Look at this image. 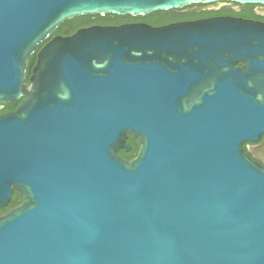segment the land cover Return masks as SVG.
Wrapping results in <instances>:
<instances>
[{
    "label": "water",
    "instance_id": "water-1",
    "mask_svg": "<svg viewBox=\"0 0 264 264\" xmlns=\"http://www.w3.org/2000/svg\"><path fill=\"white\" fill-rule=\"evenodd\" d=\"M218 1L264 4L0 0V103L21 100L0 115V209L25 196L0 264H264V165L244 148L264 136V22L93 25L37 51L75 17Z\"/></svg>",
    "mask_w": 264,
    "mask_h": 264
},
{
    "label": "flooded vegetation",
    "instance_id": "flooded-vegetation-1",
    "mask_svg": "<svg viewBox=\"0 0 264 264\" xmlns=\"http://www.w3.org/2000/svg\"><path fill=\"white\" fill-rule=\"evenodd\" d=\"M173 11L178 12V15L173 20L168 22H147L151 25H165L177 21H189V20H198L205 19L214 16H236L242 17L246 19H253L257 21L264 22V4H241L231 1H218L211 4H195L190 6H185L181 9H173ZM112 15V14H111ZM100 15H87L75 17L73 19L67 20L66 22L59 25V27L53 32V34L44 39V41L37 49V51L49 40H53L55 36H71L75 34L79 29L91 27L93 25H119L122 23H131V22H144V21H134V20H124L120 22L116 21H102L99 19ZM108 16V14L104 15V17ZM124 16V15H122ZM115 15H112L114 18ZM37 51L33 56H36L35 62L37 60ZM30 62V60H29ZM244 65V62H238L236 66L241 67ZM32 66V68H33ZM29 71V66H28ZM32 74V71H31ZM211 87V81H210ZM203 93V88L197 86L194 88L187 96L183 98V103L187 106H190L192 103L198 101ZM21 100H19L20 104ZM18 104V105H19ZM17 105V106H18ZM15 108H7L6 103H0V115L16 110ZM128 142L132 144V148H134V155L131 159L135 158L139 151V142L138 139L134 137L133 134L129 135ZM245 151L256 161L262 163L264 165V136L259 142L256 143H245L244 144ZM125 150V149H120ZM119 150V151H120ZM129 159V160H131ZM25 202V196L18 190H14L12 194V198L9 204L0 209V217L8 214L14 208L22 205Z\"/></svg>",
    "mask_w": 264,
    "mask_h": 264
},
{
    "label": "trees",
    "instance_id": "trees-1",
    "mask_svg": "<svg viewBox=\"0 0 264 264\" xmlns=\"http://www.w3.org/2000/svg\"><path fill=\"white\" fill-rule=\"evenodd\" d=\"M178 15V12L170 10V11H156L153 12L149 15L146 16H130V15H124V16H120V15H115L114 18H112L111 14H108V16L104 17V16H99V19L102 21H107L109 20L111 21H116V22H120V21H124L126 19L128 20H134V21H144V22H168L170 20H173L174 18H176ZM35 58L36 56H31L30 58V62H29V71H28V79L27 81H29V77L31 75V71H32V66L35 62ZM19 104V101H14V102H7L6 106L7 108H15L17 107V105ZM134 148L131 149L130 151L127 150H120L119 154L121 156H123L126 159H131L134 155Z\"/></svg>",
    "mask_w": 264,
    "mask_h": 264
}]
</instances>
